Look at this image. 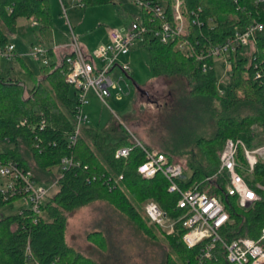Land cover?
Instances as JSON below:
<instances>
[{
	"label": "trees",
	"instance_id": "16d2710c",
	"mask_svg": "<svg viewBox=\"0 0 264 264\" xmlns=\"http://www.w3.org/2000/svg\"><path fill=\"white\" fill-rule=\"evenodd\" d=\"M82 1L84 9L114 3L113 0ZM145 1L159 4L165 1L172 18L174 0ZM183 11L189 19L198 17L203 22L201 28L191 26L192 43L199 41L201 45L222 43L240 29L264 25V0H185ZM33 17L40 24L37 38L44 45L50 44L53 35L49 0H0V50L8 45L10 34L17 31L18 21ZM256 42V48L250 54L239 52L230 58L233 80L224 95L218 91L213 67L204 71L202 62L177 49L174 43L164 44L153 38L144 43L149 48L156 77L185 79L189 89L186 99L202 101L208 112L214 103L220 104L221 112L213 114L217 127L215 135L197 137L195 148L200 157L191 151L187 165L174 160L183 151L181 141L188 138V134L181 137L180 143L174 141L164 151H159L170 162L180 163L186 172L191 171V176L182 183L183 188L199 184L202 191L222 198L230 218L223 230L227 242L238 237L258 239L264 228V189L257 187H264L263 157L258 159L252 173L240 171L260 196V200L248 209L241 208L237 198L227 195L226 174L211 182L206 180L219 171V155L228 139L242 140L250 150L264 146V30L257 35ZM50 55H53L51 48ZM18 59L23 61V57ZM50 59L51 65L42 67V80L27 67L35 79L30 89L20 79L6 78L0 70V139H9L13 144L5 158L32 171L38 182L56 183L57 188L56 193L46 199L42 215L25 209L22 214L0 218V264H94L66 244L67 217L63 211L71 212L100 199H107L151 238H154L156 228L166 232L151 223L145 211L148 203L158 204L172 220L183 213L178 207L180 195L169 192V182L163 175L146 179L138 173L139 166L145 162L141 149H134L128 158L115 157L118 149L133 145L121 124H111L105 129L86 126L78 142L70 145L69 137L75 126L76 92L72 95L66 82V66L58 67L51 56ZM208 65L213 66V61L209 60ZM125 75L129 78V74ZM27 92L29 96L25 97ZM174 93L173 88L169 92V98L173 96L171 101L168 99L170 102H173ZM166 103L159 105L158 110H163ZM186 120L184 117L183 121ZM43 123L45 127H42ZM194 134H190L191 137ZM66 158L73 164L62 171V161ZM238 159L242 166L246 165L242 149ZM57 168H60V174L54 172ZM10 203L0 201V207ZM184 233L185 230L177 227L175 234L169 236L179 259L170 264H197L198 249L185 246ZM217 256L213 264H228L221 247Z\"/></svg>",
	"mask_w": 264,
	"mask_h": 264
},
{
	"label": "rangeland",
	"instance_id": "374dc122",
	"mask_svg": "<svg viewBox=\"0 0 264 264\" xmlns=\"http://www.w3.org/2000/svg\"><path fill=\"white\" fill-rule=\"evenodd\" d=\"M113 1L110 5L84 9L74 8L76 1L67 0L69 23L74 28L73 32L80 45L86 46L89 52L94 51L106 40L109 29L123 33L131 29L134 17L143 18L142 9L138 4L129 0ZM49 2L53 41L48 47L51 45L57 49L71 46L73 35L60 0ZM34 22H38L34 17L20 19L17 31L10 34L8 45L13 44L16 48L14 58L7 59L0 54V70L4 76L22 80L27 89L35 84V79L27 67L35 77L43 79V63L32 55L36 47L44 45L36 36L40 25L34 26ZM244 50L248 52L250 49L247 46ZM50 56L56 59L55 56ZM18 57H23V61ZM116 64L118 67L111 72V78L117 86L111 88V95L105 98L106 103L92 94L89 96L90 105L85 108V114L91 122L89 126L105 129L111 124L122 122L142 143L145 142L161 151H164L167 145L175 143L174 141L180 143V140H183L181 137L188 134V138L181 141L184 154L183 151L179 152L180 156L174 160L187 165L191 151L200 157L195 148L197 137L210 138L215 135L217 127L213 114L221 112L220 104L214 103L208 112L202 101L186 99L189 89L185 86V79L156 77L150 63L149 48L143 43L138 42L130 55L120 57ZM126 65L131 69L129 78L121 69ZM213 65L218 91L225 92L227 85L233 80L231 63L224 57H219L214 59ZM135 84L147 91L148 96H141ZM173 88L174 98L173 102H170L173 96L169 98V92ZM71 94L74 95L73 87ZM28 96L27 92L25 97ZM165 103L164 109L159 111V105ZM184 117L187 122L183 121ZM124 125L122 127L126 130ZM127 133L130 134L128 131ZM192 133L196 134L191 137ZM9 147L13 148V144ZM30 158L33 162L32 157ZM54 172L60 174L61 170L57 168ZM185 176L189 178L191 171L185 172ZM44 186L49 188L51 184ZM56 191L57 188H53L49 196H53ZM28 207L29 204L24 200L12 202L0 207V217L19 214ZM63 213L67 217L66 244L94 264H170L171 261H179L177 250L171 245L167 234L156 228L154 238L145 235L129 217L117 210L107 199H100Z\"/></svg>",
	"mask_w": 264,
	"mask_h": 264
},
{
	"label": "built area",
	"instance_id": "2783aa9c",
	"mask_svg": "<svg viewBox=\"0 0 264 264\" xmlns=\"http://www.w3.org/2000/svg\"><path fill=\"white\" fill-rule=\"evenodd\" d=\"M75 1L74 8H84L82 0ZM129 1L141 7L143 18L134 17L131 29L123 33L109 29V43L100 44L94 51L87 52L80 45L73 32L74 28L67 18L69 3L67 0H60L63 14L68 20L73 35L71 53L57 65L58 67L66 66V82L76 92L75 126L69 137L70 145L78 142L83 128L91 123L85 114V108L90 105V94L106 103L105 98L111 95V88L117 86L111 78V72L118 67L117 60L122 56L130 55L138 42L144 44L148 38H153L164 44L174 43L177 49L202 62L203 70L207 71L214 68V65L211 67L208 65L209 60L214 62L215 58L224 57L231 63L230 58L239 52L250 54L256 48L257 35L264 30L263 24L250 25L236 31L222 43L201 45L199 41L192 43L191 26L201 28L203 22L198 17L189 19L185 15L183 11L185 0H174L172 18L166 10L165 1L162 4L145 0ZM157 21L159 25L156 26ZM211 23L214 24L213 21ZM37 25H40L39 22H34V26ZM247 46L250 49L248 52L244 50ZM15 50V46L9 44L8 47L0 50V54L7 59H12L15 56ZM32 55L35 59L41 60L43 66L51 65L50 49L46 45L36 47ZM121 69L124 74H129L131 71L128 65ZM230 70L232 72L231 67ZM219 93L220 95L225 94V92ZM42 127H45L44 123ZM126 130L130 133L128 135L133 145L118 149L115 157L117 159L128 158L134 149H141L145 155V162L139 166L138 173L146 179L155 178L158 174L163 175L169 182V192L180 195L178 207L183 213L176 220H172L158 204L150 202L146 205V214L153 225L162 228L168 236L175 234L177 227L185 230L183 243L189 249H198L197 264H213L218 257L219 247L223 249L228 264H264V228L258 239L238 237L227 242L223 237V230L230 218L222 198L202 191L199 184L183 188L182 183L188 179L185 176L184 166L170 162L164 153L158 149L146 147L127 127ZM10 144L9 139H0V201L24 200L29 204L26 209L36 215H42L43 205L50 191L56 187V183L47 188L44 186L45 183L36 180L32 171L23 168L17 161L6 159L5 156L11 148ZM240 149L244 151L247 160L245 166H242L238 159ZM260 157L264 158V146L250 150L242 140L228 139L220 154L219 171L206 180L211 182L217 176L226 174L228 178L227 195L237 198L240 207L248 209L260 200V196L250 187L240 171L252 173ZM72 164L71 159H64L61 170L68 169ZM257 187L264 189L262 185H257ZM22 211L19 214H22ZM27 253L30 254V247L27 248Z\"/></svg>",
	"mask_w": 264,
	"mask_h": 264
},
{
	"label": "crops",
	"instance_id": "0c3cea01",
	"mask_svg": "<svg viewBox=\"0 0 264 264\" xmlns=\"http://www.w3.org/2000/svg\"><path fill=\"white\" fill-rule=\"evenodd\" d=\"M53 41V40H52ZM109 43V39H108V34H107V37H106V40L105 41H103L102 43H100V44H108ZM51 44V43H50ZM99 44V45H100ZM47 45V47H48V44H46ZM84 47V49L87 51V52H89L88 51V48L86 47V46H83ZM49 49L51 48L52 49V51H53V55L52 56H55L56 57V59H53L52 58V60L53 61H55V62H57L58 64L59 63H61L62 62V60H63V58L65 57V56H67V55H69L70 53H71V51H72V49L70 48V46H67V47H60V48H53L51 45H49V47H48Z\"/></svg>",
	"mask_w": 264,
	"mask_h": 264
},
{
	"label": "water",
	"instance_id": "95a60500",
	"mask_svg": "<svg viewBox=\"0 0 264 264\" xmlns=\"http://www.w3.org/2000/svg\"><path fill=\"white\" fill-rule=\"evenodd\" d=\"M135 87L138 93L143 94L144 96H148V93L144 89H142V87L138 86L137 84H135Z\"/></svg>",
	"mask_w": 264,
	"mask_h": 264
},
{
	"label": "flooded vegetation",
	"instance_id": "af4514ba",
	"mask_svg": "<svg viewBox=\"0 0 264 264\" xmlns=\"http://www.w3.org/2000/svg\"><path fill=\"white\" fill-rule=\"evenodd\" d=\"M147 92V91H146ZM148 93V92H147ZM140 94V93H139ZM141 96H144L143 94H141Z\"/></svg>",
	"mask_w": 264,
	"mask_h": 264
}]
</instances>
